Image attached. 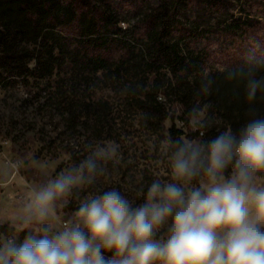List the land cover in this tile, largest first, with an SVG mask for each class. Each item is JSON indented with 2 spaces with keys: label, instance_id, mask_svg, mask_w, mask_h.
I'll return each instance as SVG.
<instances>
[{
  "label": "clouds",
  "instance_id": "obj_1",
  "mask_svg": "<svg viewBox=\"0 0 264 264\" xmlns=\"http://www.w3.org/2000/svg\"><path fill=\"white\" fill-rule=\"evenodd\" d=\"M264 81L250 80L253 101ZM170 180H153L134 206L112 188L81 201L71 221L0 239V264H264V119L231 127L206 144L174 142ZM120 145L101 140L91 154L33 190L25 223L57 220L58 202L118 163ZM230 170V174L226 172ZM200 177L199 187H187ZM183 183V187L179 186ZM166 227V236L157 238ZM103 250V251H102ZM112 253L105 258L104 253Z\"/></svg>",
  "mask_w": 264,
  "mask_h": 264
},
{
  "label": "trees",
  "instance_id": "obj_2",
  "mask_svg": "<svg viewBox=\"0 0 264 264\" xmlns=\"http://www.w3.org/2000/svg\"><path fill=\"white\" fill-rule=\"evenodd\" d=\"M190 1L164 0L138 24L123 26L128 20L107 0H0V69L32 76L42 106L67 112L74 122L97 115V92L111 87L159 122L168 117L161 92L177 95L190 114L203 95L238 133L249 120L264 119V88L247 99L248 82L264 81V37L242 40L229 58L212 61L190 45L200 27L183 20ZM263 27L248 13L225 20L231 34ZM169 131L174 142H183L182 128L173 124ZM220 133L214 127L204 138ZM14 231L15 225L0 222L1 233ZM29 232L22 228L20 236Z\"/></svg>",
  "mask_w": 264,
  "mask_h": 264
},
{
  "label": "rangeland",
  "instance_id": "obj_3",
  "mask_svg": "<svg viewBox=\"0 0 264 264\" xmlns=\"http://www.w3.org/2000/svg\"><path fill=\"white\" fill-rule=\"evenodd\" d=\"M90 1L95 4L101 0ZM107 1L121 11V17L128 20L122 25L128 26L129 22L138 24L144 13L164 0ZM213 1L191 0L183 12L187 25H200L198 33L189 39L197 51L206 53L212 61H221L239 49L242 40L264 37V29L232 34L225 30V20L244 19L246 13L264 26V0H223L218 5ZM36 88L32 76L23 78L0 69V222L15 225L11 234L0 232V239H16L17 244L25 238L20 236L22 228L33 234L45 227L54 232L61 227L62 219H74L81 201L108 189L120 190L134 206L142 204V193L153 180L171 179L169 162L174 140L169 128L173 124L184 130L183 141L203 144L209 139L197 133L200 129L208 133L216 127L223 132L229 127L203 95L195 99L196 114H190L177 95L161 92L159 99L165 102L168 117L159 122L157 118L149 119L125 93L106 87L96 95L101 101L97 115H82L74 122L66 118L67 112L62 114L50 105L42 106ZM101 140L120 145L119 162H106L102 165L106 171L92 185L74 189L66 202H58L57 220L25 223L23 217L33 190L89 156ZM199 181L200 177L187 187H199ZM257 185L264 186V174H257ZM179 186L184 185L179 182ZM165 236L166 227L157 238Z\"/></svg>",
  "mask_w": 264,
  "mask_h": 264
},
{
  "label": "built area",
  "instance_id": "obj_4",
  "mask_svg": "<svg viewBox=\"0 0 264 264\" xmlns=\"http://www.w3.org/2000/svg\"><path fill=\"white\" fill-rule=\"evenodd\" d=\"M199 135L202 136V137H205V130H204V129H200V131H199ZM15 169H16V171L18 170V166H17V165H15ZM71 220H73V219H62V220L60 221V224H61V226H62V224H63L65 221H71ZM102 251H103V250H102ZM104 255H105V258H108V257H110V256L112 255V253H108V252H106V253H104Z\"/></svg>",
  "mask_w": 264,
  "mask_h": 264
}]
</instances>
